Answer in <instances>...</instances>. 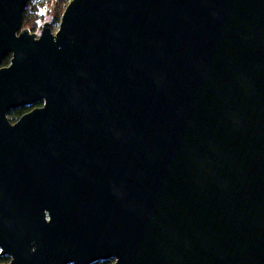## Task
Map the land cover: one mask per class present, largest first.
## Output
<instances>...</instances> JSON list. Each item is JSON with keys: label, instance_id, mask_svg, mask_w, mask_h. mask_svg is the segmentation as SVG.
I'll return each instance as SVG.
<instances>
[{"label": "water", "instance_id": "water-1", "mask_svg": "<svg viewBox=\"0 0 264 264\" xmlns=\"http://www.w3.org/2000/svg\"><path fill=\"white\" fill-rule=\"evenodd\" d=\"M28 2L0 0L8 264H264V0H72L39 36Z\"/></svg>", "mask_w": 264, "mask_h": 264}, {"label": "built area", "instance_id": "built-area-1", "mask_svg": "<svg viewBox=\"0 0 264 264\" xmlns=\"http://www.w3.org/2000/svg\"><path fill=\"white\" fill-rule=\"evenodd\" d=\"M52 0H29L25 12H27V18H31L30 20L33 21V32L38 33L37 36L40 35L44 24V21L41 18L35 17L38 12L47 13L50 11V2ZM51 23L52 32L55 34L60 29L61 21L56 23ZM34 34V33H33Z\"/></svg>", "mask_w": 264, "mask_h": 264}, {"label": "rangeland", "instance_id": "rangeland-1", "mask_svg": "<svg viewBox=\"0 0 264 264\" xmlns=\"http://www.w3.org/2000/svg\"><path fill=\"white\" fill-rule=\"evenodd\" d=\"M71 1L72 0H52L50 2V11H48L47 13L38 12L35 17L41 18V20H43L44 23L50 22V21L53 23H56L58 21H61L62 15H63L65 9L67 8V6L71 3ZM57 18H59V19H57ZM28 22L33 24L32 20L31 21L28 20ZM32 27H33V25H32ZM23 29H27V28H25L23 25ZM31 33L38 35V33H36V32H31Z\"/></svg>", "mask_w": 264, "mask_h": 264}, {"label": "trees", "instance_id": "trees-1", "mask_svg": "<svg viewBox=\"0 0 264 264\" xmlns=\"http://www.w3.org/2000/svg\"><path fill=\"white\" fill-rule=\"evenodd\" d=\"M27 12L24 13V19H23V25L25 28L29 29L31 32H33V27H32V23L28 22V20H30L29 18H27ZM59 19V18H57ZM31 21V20H30ZM11 61V56L8 55L7 57H5V59L3 60V66H8L10 64ZM29 109L27 108H23V109H19L16 111H13L10 113V117L12 120H16L17 118L21 117L23 114H25ZM9 262V258L8 257H2L0 255V264H4V263H8Z\"/></svg>", "mask_w": 264, "mask_h": 264}, {"label": "flooded vegetation", "instance_id": "flooded-vegetation-1", "mask_svg": "<svg viewBox=\"0 0 264 264\" xmlns=\"http://www.w3.org/2000/svg\"><path fill=\"white\" fill-rule=\"evenodd\" d=\"M42 106H43V102H40V103H37V104H35V105H33V106H30V107H23V108H27V109H29V110L25 113V114H27V113L31 112L32 110H34V109H36V108H40V107H42ZM23 108H19V109H23ZM19 109H16V110H19ZM16 110H12V111H10V112L8 113V118H9V120H10L12 123L17 122V121H18L23 115H25V114H23L21 117L17 118L16 120H12L11 117H10V113L13 112V111H16ZM46 220H47L48 222L51 221V218L49 217L47 211H46ZM0 255H1V250H0ZM1 256H2V255H1ZM2 257H8V258H9V262L11 261V258H10L9 256H2ZM9 262H8V263H9ZM8 263H4V264H8ZM113 263H114V260L112 259V260H109V261L96 262V263H94V264H113ZM69 264H75V263H74V262H71V263H69Z\"/></svg>", "mask_w": 264, "mask_h": 264}]
</instances>
